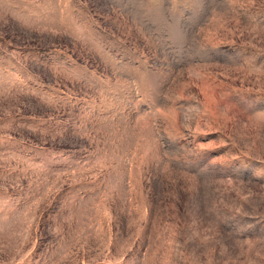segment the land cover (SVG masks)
Returning <instances> with one entry per match:
<instances>
[{
  "label": "rangeland",
  "instance_id": "rangeland-1",
  "mask_svg": "<svg viewBox=\"0 0 264 264\" xmlns=\"http://www.w3.org/2000/svg\"><path fill=\"white\" fill-rule=\"evenodd\" d=\"M0 264H264V0H0Z\"/></svg>",
  "mask_w": 264,
  "mask_h": 264
}]
</instances>
